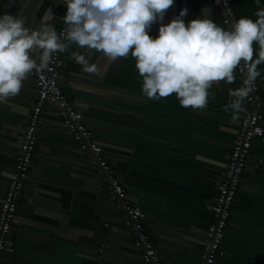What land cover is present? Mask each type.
Instances as JSON below:
<instances>
[{"label":"crops","instance_id":"crops-1","mask_svg":"<svg viewBox=\"0 0 264 264\" xmlns=\"http://www.w3.org/2000/svg\"><path fill=\"white\" fill-rule=\"evenodd\" d=\"M5 2L8 5L3 11ZM62 5L61 0H0V16L20 15L31 29L47 18L58 32L64 16ZM209 5L220 18L217 8ZM233 7L236 20H255L256 11L264 9V0H234ZM154 31L151 28L152 37ZM258 48L254 43V58ZM77 51L90 64H97L102 75L85 73L72 59V53ZM259 70L264 103V64ZM60 84L87 125L95 129L96 140L105 142L108 160L129 201L146 214V228L163 263L200 264L202 244L212 220L210 208L221 180L219 174L223 176L225 172L242 113L239 119H233L231 110H224L229 99L225 101L220 96L223 103L203 111L181 107L175 94L149 100L142 94V78L131 56L108 63L102 53L76 45H71ZM14 104L15 111L8 113L17 125L8 124L5 135L10 141L7 150L16 160L30 114L38 104L37 87L31 77L23 82ZM43 116L34 157L37 163L26 183L32 185L35 181L39 187L60 195L71 232L77 233V226L88 227L96 220L98 238H108L103 247L109 253L108 263L144 264L134 247L136 233L126 224L127 216L120 205L105 190L97 166L71 138L55 107L47 106ZM250 157L254 166L243 179L249 186L240 188L223 256L217 264H264V139L253 142ZM204 158L218 166L204 162ZM206 168L219 172L215 180L201 178ZM8 182L9 179L3 184L1 200ZM28 202L24 196L17 218L25 223L30 212ZM107 223L110 226L106 227ZM78 235L80 240L82 236ZM18 236L13 229L2 262L16 264L22 257L12 246ZM23 256L34 257L27 252Z\"/></svg>","mask_w":264,"mask_h":264},{"label":"clouds","instance_id":"clouds-1","mask_svg":"<svg viewBox=\"0 0 264 264\" xmlns=\"http://www.w3.org/2000/svg\"><path fill=\"white\" fill-rule=\"evenodd\" d=\"M63 2L67 27L59 33L50 25L39 30L26 27L20 15L0 16V103L17 97L34 71L50 70L54 54L76 45L102 53L108 63L131 56L145 97L158 101L175 94L181 107L192 110L207 108L213 85L235 83L239 70L242 86L229 89L231 99L224 110H231L233 119L246 111L244 102L264 64V9L256 11L257 19L242 17L226 29L208 18L186 24L187 8L163 24L174 0ZM157 22L159 34L152 37L150 30ZM254 43L259 46L255 58ZM72 59L85 73L102 75L100 67L79 51Z\"/></svg>","mask_w":264,"mask_h":264},{"label":"built area","instance_id":"built-area-1","mask_svg":"<svg viewBox=\"0 0 264 264\" xmlns=\"http://www.w3.org/2000/svg\"><path fill=\"white\" fill-rule=\"evenodd\" d=\"M204 1L217 8L220 20L226 29L236 21L234 0ZM61 2L64 4L63 0ZM66 27L62 18L58 33ZM70 52L71 46L63 53L54 54L49 65L50 70H45L42 73L34 71L29 76L35 81L37 87L38 104L33 109L22 136L15 169L6 186L5 195L0 205V264L7 251L8 237L13 232L14 221L18 218L20 202L24 197L23 190L39 146L38 134L44 125L43 114L47 106L56 108L71 138L83 152L88 154L90 162L99 169L105 190L113 201L120 205L127 216L126 224L136 233L134 247L140 259L144 264H164L157 246L146 228V214L129 201L127 191L114 173L104 147L98 143L94 131L87 125L81 112L74 107L61 87L60 79L64 73L65 60ZM236 73L242 86L243 78L240 76L239 70ZM244 104L246 111L242 113L237 138L230 151L225 172L218 184L217 194L210 208L212 220L205 233L200 264H217L218 259L223 256L226 234L232 221L233 208L248 166L253 142L264 139V103L259 78ZM105 226L108 227L110 224L107 223Z\"/></svg>","mask_w":264,"mask_h":264},{"label":"water","instance_id":"water-1","mask_svg":"<svg viewBox=\"0 0 264 264\" xmlns=\"http://www.w3.org/2000/svg\"><path fill=\"white\" fill-rule=\"evenodd\" d=\"M7 5L8 3L5 2L3 11L6 9ZM62 6L65 15L67 8L64 4ZM184 8L188 9V15L183 17L186 24L194 19L208 18L218 26L224 27L217 13H214L208 2L204 0H174V5L167 11L162 23H170ZM41 20L42 21L35 27L36 30H39L42 25H49L47 23L49 19L43 18ZM155 24H157L156 27L152 25V28L155 30L154 37L159 34L160 22ZM52 27H54V25ZM240 87L241 84L238 81V76L236 82L231 85L223 82L219 85L214 84L209 90L207 108L211 109L223 103L222 100H219V96L225 101L226 98L230 100L229 89H237ZM16 101H18V96L9 100L7 103H0V195L3 192V184L7 179L10 180L12 178L17 161V159H14L15 155L7 150L10 141L6 140L5 135L8 124L17 125L13 124L14 118L9 116L10 114L8 113V111H15L13 110V106ZM22 111L24 110L22 109ZM206 112L210 113L208 110ZM90 128L95 132L94 128L91 126ZM98 143L105 148V142L103 140L99 139ZM204 162L218 166V164H215V162L210 159H206ZM34 163H37L35 159L33 160L32 167ZM259 163L260 161H258V164ZM253 166L254 162L250 157L246 172H249ZM216 174H219V172L211 171L206 168L201 178L203 177L202 179L204 181H212L215 180L214 177L217 176ZM219 176L222 180L221 173ZM221 180L218 182L220 183ZM29 186L30 188H28ZM245 186H249V183L243 181L241 188ZM23 195L25 197L27 196L29 200L27 209H30V212H27L29 214L27 216V223L22 222L20 219L14 221L13 226L19 236L12 246L16 247L21 253L20 256H22L16 264H110L108 263L109 253L105 252L103 248L108 238L104 236H101V239L98 238L96 220L93 225H89L88 227L82 224L77 226V233H75V231L71 232L68 217H66V213L61 208L62 202L59 200L60 195L57 196V194L39 187L35 181L32 185L29 183L25 184ZM1 199L0 196V200ZM2 201L3 200H1L0 205ZM22 228L24 231L20 233ZM77 234L82 236L80 240ZM87 237L92 238V240H88ZM81 248H83L84 251H82ZM24 252L32 253L34 257L23 256ZM24 258H27V260H24ZM13 263L14 262H11V264ZM2 264L7 263L2 262Z\"/></svg>","mask_w":264,"mask_h":264}]
</instances>
